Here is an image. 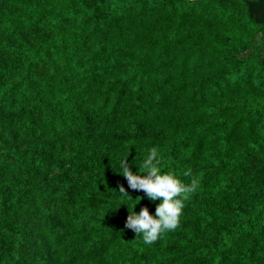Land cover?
<instances>
[{"label":"trees","instance_id":"trees-1","mask_svg":"<svg viewBox=\"0 0 264 264\" xmlns=\"http://www.w3.org/2000/svg\"><path fill=\"white\" fill-rule=\"evenodd\" d=\"M263 49L264 0H0V264H264ZM153 147L199 186L145 244Z\"/></svg>","mask_w":264,"mask_h":264},{"label":"clouds","instance_id":"clouds-1","mask_svg":"<svg viewBox=\"0 0 264 264\" xmlns=\"http://www.w3.org/2000/svg\"><path fill=\"white\" fill-rule=\"evenodd\" d=\"M120 166L121 176L126 179L131 190L142 191L149 201H160L155 209V217L147 207L141 208L139 214L135 208L129 211L125 228L132 230L136 236H142L145 244H152L161 234L175 230L180 223L184 201L197 190L198 180L193 178L185 184L171 172L162 173L158 149L155 147L148 150L140 165L144 170L142 174L139 169L134 174L127 160L122 161ZM184 175L190 176L191 173L185 172ZM119 193L130 197L123 186H120ZM137 199L141 201L143 197Z\"/></svg>","mask_w":264,"mask_h":264},{"label":"rangeland","instance_id":"rangeland-1","mask_svg":"<svg viewBox=\"0 0 264 264\" xmlns=\"http://www.w3.org/2000/svg\"><path fill=\"white\" fill-rule=\"evenodd\" d=\"M260 54H261L262 56H264V49L261 50Z\"/></svg>","mask_w":264,"mask_h":264}]
</instances>
